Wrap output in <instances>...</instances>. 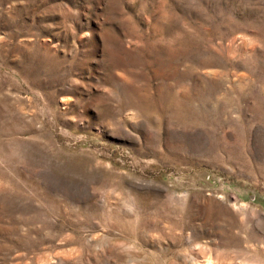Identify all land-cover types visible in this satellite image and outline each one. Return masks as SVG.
Returning <instances> with one entry per match:
<instances>
[{
  "label": "rangeland",
  "instance_id": "rangeland-1",
  "mask_svg": "<svg viewBox=\"0 0 264 264\" xmlns=\"http://www.w3.org/2000/svg\"><path fill=\"white\" fill-rule=\"evenodd\" d=\"M0 264H264V0H0Z\"/></svg>",
  "mask_w": 264,
  "mask_h": 264
}]
</instances>
